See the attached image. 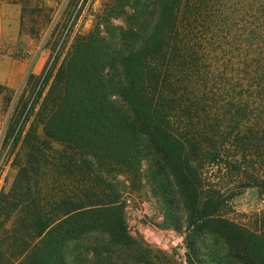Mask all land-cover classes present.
Returning <instances> with one entry per match:
<instances>
[{
	"label": "trees",
	"instance_id": "1",
	"mask_svg": "<svg viewBox=\"0 0 264 264\" xmlns=\"http://www.w3.org/2000/svg\"><path fill=\"white\" fill-rule=\"evenodd\" d=\"M231 4L107 0L53 48L47 92L3 134L17 173L0 192V264L137 257L126 208L142 179L189 264H264V208L223 213L242 189L264 195V0Z\"/></svg>",
	"mask_w": 264,
	"mask_h": 264
},
{
	"label": "rangeland",
	"instance_id": "2",
	"mask_svg": "<svg viewBox=\"0 0 264 264\" xmlns=\"http://www.w3.org/2000/svg\"><path fill=\"white\" fill-rule=\"evenodd\" d=\"M22 6L21 34L16 43L0 42V49L15 55L26 56L36 62L34 74L40 79L31 84H23L16 90L0 93V192L8 190L12 185L17 167L15 165L16 146L13 139L6 145L3 134L10 131L12 126L17 132L21 120L17 114L25 116L31 111V105L39 96L47 92L48 85L44 84V73L47 70L53 48L60 49L65 54L71 46L74 37L79 33H87L92 29L98 15L103 12L107 0H15ZM231 8L242 7L244 0H230ZM239 4V5H238ZM56 24V34L50 41L53 25ZM55 40V42H54ZM29 75V74H28ZM25 92L24 99L20 101ZM37 95V96H36ZM42 95V97H43ZM12 100L9 102V98ZM28 103L25 108V104ZM17 105V106H16ZM16 106L17 112H14ZM15 113V116H12ZM25 124L26 130L34 119V113ZM12 116V117H11ZM3 143V146H2ZM5 147V148H4ZM15 148L13 152L11 150ZM130 198L126 208L128 233L141 244L131 247V252L137 257L113 256L106 259V264H189L185 258V237L182 232L172 227L164 226V217L159 201L148 190L145 180L130 182ZM264 208V195L257 187L245 188L224 207L226 217L235 218L236 214L250 213ZM159 224H162L161 227ZM119 252L121 253L122 250ZM128 253V250H126ZM124 253V252H123Z\"/></svg>",
	"mask_w": 264,
	"mask_h": 264
},
{
	"label": "crops",
	"instance_id": "3",
	"mask_svg": "<svg viewBox=\"0 0 264 264\" xmlns=\"http://www.w3.org/2000/svg\"><path fill=\"white\" fill-rule=\"evenodd\" d=\"M22 6L15 0H0V42L16 43L21 34ZM33 59L0 49V84L16 90L34 72Z\"/></svg>",
	"mask_w": 264,
	"mask_h": 264
}]
</instances>
